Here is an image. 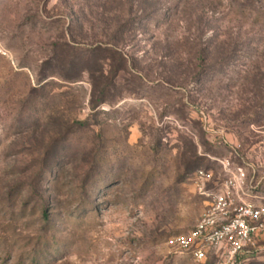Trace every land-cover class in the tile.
Instances as JSON below:
<instances>
[{"label":"rangeland","instance_id":"374dc122","mask_svg":"<svg viewBox=\"0 0 264 264\" xmlns=\"http://www.w3.org/2000/svg\"><path fill=\"white\" fill-rule=\"evenodd\" d=\"M238 169L264 210V0H0V264H216L170 242Z\"/></svg>","mask_w":264,"mask_h":264},{"label":"built area","instance_id":"2783aa9c","mask_svg":"<svg viewBox=\"0 0 264 264\" xmlns=\"http://www.w3.org/2000/svg\"><path fill=\"white\" fill-rule=\"evenodd\" d=\"M228 172L229 176L222 181L218 194L207 204L195 226L170 242L190 252L198 263L205 260L207 251L218 249L221 258L216 264H246L248 247L258 236H264V210L237 195L245 184V174L240 169ZM209 180L210 175L202 171L194 176L200 190Z\"/></svg>","mask_w":264,"mask_h":264}]
</instances>
